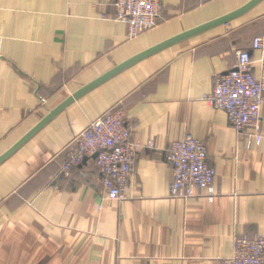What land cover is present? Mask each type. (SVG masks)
<instances>
[{"label": "crops", "instance_id": "obj_1", "mask_svg": "<svg viewBox=\"0 0 264 264\" xmlns=\"http://www.w3.org/2000/svg\"><path fill=\"white\" fill-rule=\"evenodd\" d=\"M115 0H0V155L81 87L250 0H161L133 39ZM264 0L173 43L83 93L0 163V264H218L233 237L264 235V102L256 144L203 100L247 50L264 81ZM122 106L138 144L123 200L103 193L95 157L58 177L74 135ZM206 144L212 201L169 196L172 142ZM151 145H148V144Z\"/></svg>", "mask_w": 264, "mask_h": 264}, {"label": "built area", "instance_id": "obj_2", "mask_svg": "<svg viewBox=\"0 0 264 264\" xmlns=\"http://www.w3.org/2000/svg\"><path fill=\"white\" fill-rule=\"evenodd\" d=\"M161 0H115V20L124 23L133 39L155 28L161 16ZM203 2L204 0H186ZM263 39L255 37L252 48L263 47ZM210 106L223 110L238 132L259 144L260 110L264 102V81L252 73V60L247 50L238 52L234 66L216 77L213 89L203 95ZM133 124L127 121L122 106H115L91 121L74 135L66 147L58 177L67 175L87 156L96 154L95 164L101 173L103 193L108 199L123 200L134 173L138 144L132 139ZM148 145H151L150 143ZM172 167L169 196L187 199L201 195L212 201L215 169L208 161L206 144L186 135L172 142L167 151ZM218 264H264V235L234 236L232 253L218 259Z\"/></svg>", "mask_w": 264, "mask_h": 264}, {"label": "water", "instance_id": "obj_3", "mask_svg": "<svg viewBox=\"0 0 264 264\" xmlns=\"http://www.w3.org/2000/svg\"><path fill=\"white\" fill-rule=\"evenodd\" d=\"M260 0H250L240 8L227 13L223 16H220L218 18H215L211 21H208L206 23H203L199 26H196L190 30L184 31L176 36H173L151 48H148L135 56L129 58L128 60L122 62L121 64L115 66L105 74L101 75L100 77L96 78L92 82L86 84L85 86L81 87L79 90L74 92L71 96H69L63 103H61L58 107H56L53 110H50L39 122L36 126H34L28 133H26L20 140H18L11 148H9L7 151H5L3 154L0 155V163L4 161L7 157H9L14 151H16L26 140H28L36 131H38L46 122H48L56 113H58L61 109H63L67 104L72 102L74 99H77L79 96H81L83 93L87 92L91 88L95 87L96 85L102 83L103 81L107 80L108 78L112 77L113 75L117 74L118 72L124 70L125 68L129 67L130 65L140 61L141 59L158 52L159 50L176 43L182 39L188 38L194 34H197L199 32H202L206 29H209L215 25L223 24L228 22L229 20L239 16L243 12L247 11L251 7H253L255 4H257ZM93 157H96V154L93 155Z\"/></svg>", "mask_w": 264, "mask_h": 264}]
</instances>
